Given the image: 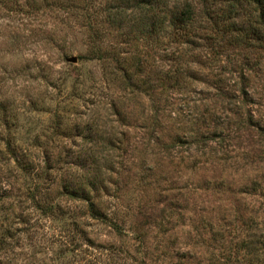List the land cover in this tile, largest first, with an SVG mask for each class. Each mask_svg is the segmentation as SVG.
<instances>
[{
  "label": "rangeland",
  "instance_id": "1",
  "mask_svg": "<svg viewBox=\"0 0 264 264\" xmlns=\"http://www.w3.org/2000/svg\"><path fill=\"white\" fill-rule=\"evenodd\" d=\"M185 3L223 8L0 0V264H264V49L216 27L177 64Z\"/></svg>",
  "mask_w": 264,
  "mask_h": 264
},
{
  "label": "trees",
  "instance_id": "2",
  "mask_svg": "<svg viewBox=\"0 0 264 264\" xmlns=\"http://www.w3.org/2000/svg\"><path fill=\"white\" fill-rule=\"evenodd\" d=\"M217 3L222 5L223 8H220L217 11L212 8H207L206 10L201 11L193 4L185 3L181 10L172 13L171 23L168 26V42L171 44L170 52L173 54L177 53L175 55V57L177 56V64L184 63L182 57L186 56L188 53H193L194 49H196L194 42H192V38H200L203 36L204 40L210 44L215 43L217 38L213 36V31L216 27H221V30H215L217 31V34L220 35L223 33L224 35V38L219 41L218 45L224 43L225 45L249 48L251 47V43H256V46L264 49V0H217ZM243 5L249 7L254 16V19L249 26L242 24V21L239 19L240 15L237 12L231 13V9L234 11L237 7ZM219 13H222V15ZM230 13L231 16H233L232 18L228 16ZM218 23H220V26H218ZM157 29L156 26L142 27L141 33L143 36L139 37L141 39H138L139 42L142 41L141 46L147 45L149 47L151 45L150 47H152L153 44L150 43V38L157 34ZM254 46H252V48ZM221 47L222 46L219 48ZM177 71L171 72L174 74H167V78L170 80L175 78V73H177ZM242 92L245 93V89L242 90ZM22 157L24 158L26 156L22 155ZM28 165H31L34 173L35 171L39 172L38 166L34 160ZM36 174L38 175L37 172L35 175ZM63 191H65V194H67L66 191H68V195L72 198L77 197L87 202V207L85 208L88 210V215L91 216L92 219L98 220L100 210L96 209V205L88 196L84 193L79 194L78 190L75 189L68 190L67 188H64ZM35 198V207L40 208L44 213H50L55 216V213L58 214L63 211L61 203L49 206L46 205L44 201L40 199L35 200Z\"/></svg>",
  "mask_w": 264,
  "mask_h": 264
},
{
  "label": "water",
  "instance_id": "3",
  "mask_svg": "<svg viewBox=\"0 0 264 264\" xmlns=\"http://www.w3.org/2000/svg\"><path fill=\"white\" fill-rule=\"evenodd\" d=\"M69 61L72 63H76L78 61V59L77 58H71Z\"/></svg>",
  "mask_w": 264,
  "mask_h": 264
}]
</instances>
